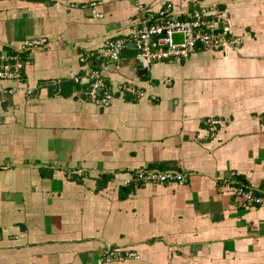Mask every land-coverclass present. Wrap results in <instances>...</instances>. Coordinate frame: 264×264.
<instances>
[{"label": "crops", "instance_id": "0c3cea01", "mask_svg": "<svg viewBox=\"0 0 264 264\" xmlns=\"http://www.w3.org/2000/svg\"><path fill=\"white\" fill-rule=\"evenodd\" d=\"M167 6L220 18L239 42L106 59ZM14 57L19 76L0 78V264H264V208L226 189L264 193V0H0V69ZM141 168L185 180L135 186ZM107 244L139 258L107 260Z\"/></svg>", "mask_w": 264, "mask_h": 264}, {"label": "built area", "instance_id": "2783aa9c", "mask_svg": "<svg viewBox=\"0 0 264 264\" xmlns=\"http://www.w3.org/2000/svg\"><path fill=\"white\" fill-rule=\"evenodd\" d=\"M169 6L157 11L144 10V15L138 28L129 39L123 37L109 40L102 52L110 62H118L123 51L128 46H134L139 57L147 62H162L179 59L188 56L199 49V46L219 49L232 43H238V39L227 38L226 31L220 32L218 20L213 19L204 11L195 12L185 19L174 17ZM175 33L182 34V38L174 41ZM45 38L26 40L23 49H33L46 46ZM14 62H6L0 69V78L18 77L21 66L18 57L11 58ZM6 61L9 59L6 58ZM89 93L94 100H99L103 105L110 103L113 93L109 91L105 77L101 71L91 69L88 71ZM130 90V88H124ZM132 90V89H131ZM212 130H216L218 123L215 119L208 120ZM185 175L182 172L171 170H157L141 168L132 176L135 186L140 184H168L182 182ZM226 189L237 199L246 205L264 208V193L257 192L237 180L229 181ZM104 257L107 260H125L127 258H139L134 250L116 247L107 244L104 248Z\"/></svg>", "mask_w": 264, "mask_h": 264}, {"label": "water", "instance_id": "95a60500", "mask_svg": "<svg viewBox=\"0 0 264 264\" xmlns=\"http://www.w3.org/2000/svg\"><path fill=\"white\" fill-rule=\"evenodd\" d=\"M182 38V34H180V33H175L174 35H173V39H174V41H178V40H180Z\"/></svg>", "mask_w": 264, "mask_h": 264}, {"label": "trees", "instance_id": "16d2710c", "mask_svg": "<svg viewBox=\"0 0 264 264\" xmlns=\"http://www.w3.org/2000/svg\"><path fill=\"white\" fill-rule=\"evenodd\" d=\"M132 34L133 33H131L130 35H128V36H124L123 38H125V39H129L131 36H132ZM202 46H199V48H201Z\"/></svg>", "mask_w": 264, "mask_h": 264}]
</instances>
